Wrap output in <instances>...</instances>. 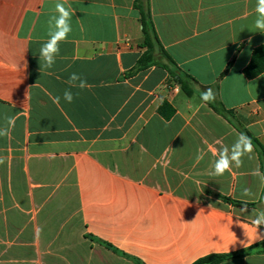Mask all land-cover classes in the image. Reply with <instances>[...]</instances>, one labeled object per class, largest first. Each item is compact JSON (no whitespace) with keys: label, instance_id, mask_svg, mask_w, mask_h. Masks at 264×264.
Instances as JSON below:
<instances>
[{"label":"crops","instance_id":"1","mask_svg":"<svg viewBox=\"0 0 264 264\" xmlns=\"http://www.w3.org/2000/svg\"><path fill=\"white\" fill-rule=\"evenodd\" d=\"M136 1L67 0L72 32L45 68L57 0H0V127L14 118L0 137V264H192L264 245L244 247L237 222L251 236L264 210L252 174L264 173V152L211 174L234 123L264 150V70L244 75L264 46L256 0H147L161 46L194 80L189 97L160 67L129 74L145 51ZM74 72L89 87L67 103ZM219 264H264V246Z\"/></svg>","mask_w":264,"mask_h":264},{"label":"clouds","instance_id":"2","mask_svg":"<svg viewBox=\"0 0 264 264\" xmlns=\"http://www.w3.org/2000/svg\"><path fill=\"white\" fill-rule=\"evenodd\" d=\"M67 0H57L55 4V13L49 18V33L48 39L41 45L39 50L40 61H43V67L51 68L56 61V57L60 53V44L66 41L69 34L72 32L71 18L74 14V10L70 6L66 7ZM256 18L254 20V27L258 32L264 33V0H256L255 6ZM256 31V32H257ZM66 83L68 88L63 92V99L67 103H72L74 95L72 89L79 88L85 89L89 87L86 79L82 78L78 73H71ZM61 97H54V102L59 103ZM215 99V93L211 88L204 90L201 93V100L205 103L211 102ZM14 124L13 117L6 118V127H0V137L7 136L10 127ZM253 152V144L251 139L244 133H240L235 142L231 146H224L218 150L217 158L212 165V175L222 176L226 172H230L233 167L239 168L243 164V158L248 156L251 158ZM203 153L197 155V162L203 159ZM6 158L0 156V165L5 164ZM257 176L262 185H264V173L260 172L259 168L255 169L252 173ZM245 195L249 194V191L245 190ZM241 212H247V206L241 209ZM250 229L252 235H249V230L242 226L238 219L240 226L244 228L247 242L244 243V247H250L257 240H264V233H260L259 229L264 227V210L251 214Z\"/></svg>","mask_w":264,"mask_h":264},{"label":"trees","instance_id":"3","mask_svg":"<svg viewBox=\"0 0 264 264\" xmlns=\"http://www.w3.org/2000/svg\"><path fill=\"white\" fill-rule=\"evenodd\" d=\"M135 7L139 12L140 17V24H141V32H142V43L141 47L145 49L142 55L137 60L135 68L129 73L130 75L136 74L143 70H146L152 66L160 67L167 71L170 81L175 82L179 85L180 90L186 95H192V88L191 84L194 80L187 75L186 73L182 72L172 58L168 55V53L163 49L161 46L157 35L155 33L153 23L150 17L147 0H137L135 3ZM264 70V46L259 47L257 50L254 51L253 56L251 58L250 63L244 69V75L251 79L260 74ZM163 106L159 109V112L162 111ZM212 109L225 119L233 118L232 114L228 111H225L222 107L212 106ZM234 127L239 133L246 134L252 141L253 147H255L259 153H263L264 150L254 137H252L245 129H243L240 125L234 123ZM222 201L226 203H231L233 205L242 204L236 201H230L228 198L219 197ZM246 205H253V204H246ZM264 245H255L245 251L238 252V253H230V254H211L204 256L192 264H219L225 260L235 258L237 256L248 254L250 252H263ZM135 264H142L139 261L135 262Z\"/></svg>","mask_w":264,"mask_h":264},{"label":"built area","instance_id":"4","mask_svg":"<svg viewBox=\"0 0 264 264\" xmlns=\"http://www.w3.org/2000/svg\"><path fill=\"white\" fill-rule=\"evenodd\" d=\"M174 90L176 91V90H177V88L175 87V88H174Z\"/></svg>","mask_w":264,"mask_h":264}]
</instances>
